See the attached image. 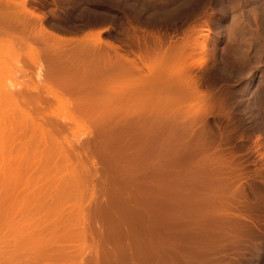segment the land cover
I'll return each mask as SVG.
<instances>
[{
    "label": "rangeland",
    "instance_id": "1",
    "mask_svg": "<svg viewBox=\"0 0 264 264\" xmlns=\"http://www.w3.org/2000/svg\"><path fill=\"white\" fill-rule=\"evenodd\" d=\"M1 1L3 2L5 0H0V3ZM3 4L4 6L0 5V7H4V12L6 11L10 13L11 11H21L22 13L21 7H19L20 9H18L15 6L13 7L12 4H10L11 6L7 5L6 3ZM27 4V6H29V9L31 8L35 11V13L44 16V24H46L50 30L53 29V31L61 35L75 38L80 37V35L82 34L85 35L88 29H102V36L103 38H105L104 40H107L116 45L118 49H121V51L119 50V52H122V54H128L130 57L132 56L134 58H137V54L139 55L144 50L143 48L150 49L154 44V41L152 42L151 40H154V37L156 36L164 39L165 44H169L166 42L175 40L181 41L182 38L188 36L190 37L191 35V41H194V43H196V46L194 45L189 51L191 53L190 59L192 58L191 60L193 62L192 75L198 82L200 94L198 96L189 95V97L187 95L186 97V94L182 96V94L184 93L181 94L178 92L179 94H177L173 92L172 95H170L171 97H173V102L171 98L169 99L170 96L168 95V93H165V91H163V88L168 81L167 73L163 71L161 72V74H159L160 77H158L154 82H151L149 84L146 83L148 87L147 85H143V87L141 86L143 90L139 88L140 90L135 89V91L133 89L135 92H133L132 90L133 93L131 94L129 92L130 95L128 96H126L128 93L124 94V96H120L118 93H116L118 94H115L117 96L116 97L113 95V92L112 95L111 93H107L111 96L106 97L102 93H100L102 96L101 98L106 99L111 97L113 98V101L120 100V104L118 102L117 104L116 101H114V103L111 98H109L115 105L110 106L106 111L104 110V108L101 110H99L98 108V112L96 110L94 113L92 112V114H90L91 112L89 113L88 111H83V113L82 111H76V109L72 107V111L75 110L74 113L81 118L79 119L81 121L80 124L82 125H78L77 123H74V121L73 123L70 121L71 124L69 123L70 125H68L70 126L68 127L69 129L66 127V129L64 130V127L62 128V130L60 129L57 132L56 130L54 131V136L57 135V138L54 137L52 133L51 136L50 134L47 135V131L45 138L44 131H42L39 127L38 128L40 130L36 128L34 129V133V130L28 128L26 125L23 126L21 125L22 123L19 125V123L22 122V119L18 117L19 115H17L18 120L14 116L12 119L14 120L15 118L16 125L14 123H3L2 126L5 127L4 130H7V127L5 125H8L9 129L14 125L15 127L18 126V128L20 126V128L25 127V130L30 129L26 130L27 133H25V137L27 136L25 141H28V145L25 144L26 148L24 147L25 149L22 150L24 153L26 152L24 156L25 158L26 155L31 152L29 155H27L26 159H28L29 161L26 162L31 163V160L34 159L32 162L33 164L31 163L32 165H34V167L32 166L33 168H30L31 166H28L29 164L26 163L27 167H29L30 170L28 169L29 171H27L26 169L25 171L26 164L24 163L25 168L24 170L22 169L21 173H25H22V177V174L18 173L20 172L18 170H21V168H23V166L18 167L20 163L19 160L21 161L23 157L22 150H20L19 152L20 154H22V156L20 157L21 159H18V161H16L17 158L15 159L13 157L17 164L15 161V163L11 162V157L14 154H11L12 156L10 157V154L7 155L8 151H0V158H2L0 159V162L4 160L3 163H6L5 165L2 162L0 163L1 174L3 168H5L4 171L6 172L10 164H12V167L9 168L13 171H15L17 167L19 168L18 170H16L17 174L16 172L9 170V172L7 171L8 173L6 172V174H4L5 172H3L4 175L2 174L1 176H3L4 178L6 175V178H4V180H6L4 183L5 185H3V189H1L2 185L0 183V193L4 191L8 200L11 199V201L14 203L16 201L20 202V209L26 207L22 211L24 214L19 210V208L15 207L16 203L14 205L15 209H10L12 210V212L18 209L16 211L17 213H15L18 215L20 213V215L24 216V219L22 218V216L18 217L20 220L16 219V222H21L22 225L20 223H16L14 220V225L11 224L13 223V221L10 223L11 225H13V229H11V226L9 228L7 226L6 228V226L1 223L3 227L5 226L4 228H6L4 231L7 230V234L9 233L12 237H9L8 235H6V233L4 234V228H0V230L2 231L0 232V240H2L0 241V250L5 253L6 251L4 249L7 248L6 250L8 251L5 254L6 256L2 251L0 252V264H12V262L17 261L18 257L14 258L16 255V250L14 249H16L17 246L13 243L16 242L15 240L17 238L19 230L20 236L22 235L21 239H25V241L29 239L31 241L30 242L29 240H27L26 243L24 240L21 241V247L24 251H21L20 253L23 254L22 258L24 259L20 260H22L24 264H43V262L44 264H51V262H53V264H63L66 262L65 260H67V263L65 264H90L92 263V260L90 262V259L95 257L93 256L94 253L96 254V260L101 258L98 261H102L101 263L104 264L106 260L107 262L110 261L111 258L109 255L112 253L111 251L109 253L104 250L103 252L105 253L106 251V255L108 254V256H105L104 253L100 254V251H102L105 245H107L106 247L109 246V249H111L112 246L115 245L114 249L112 248V251H115L114 253H112L113 255H115V258L114 256H112V254L111 256L114 260L117 257L121 258V260L119 261L120 263L117 262L119 264H121V261L122 264H144L147 259L145 261V257L143 259L142 254H140L141 256H136L135 251L137 249L138 251L136 252L140 253L139 248L142 252L143 249L145 250V248H148L149 246L150 249L148 250L150 252L146 253L148 251L146 250L144 251V254L146 255H143L149 258V264H186L187 260L188 262L194 260L196 264H205L206 261H208L206 264H238L239 262V264H264V0H28ZM18 15L20 16L21 14ZM22 16L21 19L23 18ZM32 17L33 18L31 19L35 20V16ZM20 20L17 22L19 25ZM93 23L95 25L94 29H92ZM21 25H23V23ZM202 28L204 29L202 30ZM19 30L17 29V32ZM36 41L37 40L32 42L34 46L37 48H41V43L39 41ZM146 49L144 51H146ZM139 50L141 51L140 53ZM145 54L146 53L144 52V55ZM24 56L25 55H23V57ZM21 57L22 56H20V65H13V67L15 68V71L13 70L15 75L13 74L12 78H6L8 80L10 79L15 81L25 80L28 84L32 85L34 83H39L42 85L43 81H45V79H41L39 74V72H41L40 70L42 69H38L37 65L34 62H31L30 66L26 64L27 62H23L25 65H27L24 67L22 61L25 58L22 60ZM142 62L144 61L142 60ZM44 63L42 64V66L44 67L43 71L45 69ZM20 66H22L23 68H19ZM16 69H24L26 75L23 74L24 71L22 72V70H18L16 72ZM25 69L28 70L26 71ZM144 69L146 70V67H144ZM131 76L129 74L120 75L115 80L122 79L124 83H126L129 82L130 79L134 81L137 78V76L133 75V79H129V77ZM227 77L230 79H228ZM251 78L252 82L249 83V80ZM46 80L49 81L48 78H46ZM54 82L55 80L53 79L49 81V83L51 84H53ZM159 92L160 94H158ZM18 94L19 92L17 91L16 97L20 100L21 96L20 94ZM63 95H66L70 99H72L73 97L67 92H64ZM157 95H159V99L158 97H156ZM178 95L180 96V98H178ZM90 96L93 97L92 95ZM94 96H96V94ZM99 97H96V99H100ZM163 97L164 99L161 100V98ZM50 98L54 99L52 96H50ZM155 98H157L158 101L161 100V103L158 102L159 106L163 105L166 101H171V103H165L168 108L165 105H163V108L161 106L159 108L157 107V104V106L155 105L156 107L152 110L153 105L150 103V101L154 100ZM176 98L177 100L179 99V102H175ZM163 100L166 101L163 103ZM151 102L153 103V101ZM172 102L175 104L172 105ZM54 103H56V101H54ZM1 104L2 102H0V105ZM55 105L57 106V104L53 105L52 100V106ZM146 105H149V109L146 107ZM169 105H171V107ZM132 107H134L135 110ZM24 108L26 109V107ZM7 110H9V108ZM16 110V112H18V109ZM102 110L104 113L102 112ZM26 111L35 113L36 110L29 108ZM127 111H130L133 116L130 113L128 114ZM154 111H156V113ZM44 112L45 115H50L51 117V109L48 108ZM106 112H108L107 115L109 114V112L114 114L112 115L110 113L112 116H114V119L111 118L112 120H110L112 121V123L113 120L114 122H116L115 124L113 123L114 125H112V123L109 124V118L107 121L104 120L106 122H101L104 124L108 123V125L113 126L114 130L113 128H110L108 125H106V127L108 126L110 128L111 133L115 135L117 134L116 136L114 135V137L110 133H108L110 134V137L109 135H106L107 139L106 137L105 139H109V146L108 143L104 141V137L101 136L102 138H100V140L98 139V137H100L98 136V133L103 130L99 129L98 132V127L105 128L104 124H102V127L99 123H97L99 125H97L98 127L95 124L96 121L98 122L96 115L99 113L106 114ZM7 114L8 116L10 115L9 112ZM93 114L95 115V117ZM6 115L4 117H7ZM1 117L3 118V116ZM10 117L11 115L9 116V119ZM126 117L128 119H126ZM134 118L139 119H137L136 121V119ZM4 119L5 118H3L2 121ZM129 119L132 121H130ZM133 119L135 120L136 124L133 122ZM91 121L95 125H92ZM7 122H9V120H7ZM59 122L62 123L63 121L59 120ZM127 122L129 123L127 124ZM11 124H13V126ZM129 124H131L132 127L129 126ZM115 125L116 127H114ZM78 126H80L81 128ZM117 127L120 129H122V127L124 128L122 130L117 129V132H115ZM31 130H33V132H31ZM107 131H109V129L105 130L104 132L106 133ZM118 131H120V133H118ZM55 132L58 134H56ZM104 132H102V135ZM32 135L35 138H31ZM42 136L44 137V140L42 139ZM6 137L4 136V138H1L5 140ZM25 137L23 138V140L25 139ZM40 137L43 140L42 143ZM111 137L115 139L113 140L111 139ZM169 139H171V141L174 139L176 140L170 142ZM45 140H47L48 143H46ZM90 140L91 144L89 143ZM188 140L190 142H188ZM60 141L62 142L61 144ZM99 141H101V143H98ZM34 142H37V144L39 145H35ZM58 142L59 144H57ZM85 142L86 145H84ZM181 142H183V144ZM49 143L51 145H54V147H52L56 151L58 150L59 154L58 152L54 153L55 151L54 149H52ZM79 143L81 144L79 145ZM42 144L43 146H40ZM33 145H35L36 147ZM92 145L93 147H90ZM97 145H99V147L101 145V147L97 148V151L99 152H97L98 154H95L94 150L96 149ZM16 146L12 148L16 150ZM39 146L40 148H38ZM46 146L51 148L48 149V147L46 148ZM80 146L83 151L80 150ZM1 147L3 146H0V148ZM68 147H70L73 151ZM5 148L6 146L4 145V149ZM12 148L11 150H13ZM45 148L47 150H45ZM39 149L40 152L43 151L41 152L43 153V157L39 153ZM205 150L208 151V153ZM32 151L34 152L33 154ZM64 151H67L66 155L68 154V152L69 154L67 156H64ZM13 152H15L16 154V151ZM37 152L39 154H37ZM45 152H47V154H45ZM205 153L209 154L210 156L208 155V157L206 158L204 156ZM217 153H220L219 155L223 153L224 155L221 156L222 159L220 158V162L219 160H216L218 157L215 158V155H217ZM4 154L5 156H3ZM183 154L185 155V157ZM212 154L215 159H212ZM30 155L32 156V158ZM69 155H73V159L71 156L70 159ZM15 156L18 157L17 154ZM35 156L36 158L38 157L37 160L35 159ZM6 157L7 159H9L5 161ZM24 157L23 159L25 160ZM62 157L63 159L65 158L66 161H63ZM223 157H225L226 160L229 161V163H227L225 161V158ZM13 158L12 161L14 160ZM49 158H51L52 161ZM46 159H49V161L52 162L53 166H50L51 163H49V167H45V161H47ZM77 159L78 161H76ZM67 160L75 162L72 163L71 166V163L67 162ZM34 161L37 163H34ZM38 161L40 164H44L40 165ZM56 161L58 164H56ZM53 162H55V164ZM65 165L66 168L63 169ZM77 165L78 167L80 166V168L75 167ZM39 166H41V168ZM70 166L73 167V173H71L72 169H70ZM227 166H231L230 169L234 168L233 171L229 173L228 171L230 170ZM44 168L46 169L44 170ZM48 168L50 171L44 172L48 171ZM76 168L78 169L74 170ZM219 168H227V171L225 169L226 172L223 173V169V172L221 170V173L218 171ZM39 169L41 170V172L39 171ZM62 170H65L66 172ZM55 171L57 172V174ZM77 171L78 173L74 174ZM38 172L40 176L37 175ZM64 173L66 176L64 175ZM66 173H69L70 175L68 174L69 176H67ZM34 174H36V177L34 176ZM52 174H56L58 176V179L60 180H58L56 178L57 176L55 175L54 179ZM9 175L12 177V179H10ZM19 175L21 176L18 177ZM60 175H63V177L61 178ZM14 176L16 177V179ZM64 176L69 178L71 181L67 178L64 179ZM17 177L19 180L17 179ZM45 179H47V181L49 180V182L43 183L47 182ZM62 179L63 181H68L64 182L63 184ZM4 180H0V182L3 183ZM12 180L14 181V183L16 182V184H14ZM21 180L22 185H24L26 182V188L25 185L21 186ZM27 181L29 182L28 184ZM53 181L56 182L55 187H53L55 183ZM8 183L11 186L9 185L10 187L8 186L7 188H5ZM51 183L53 185H51ZM19 184L20 187H17V185L19 186ZM48 185H51L52 188H50L49 186L46 191ZM12 186L13 188H11ZM14 186L17 188L15 189ZM8 188L9 190H11V192L8 190ZM36 188L40 189H37L36 191ZM41 188L42 190H45L47 194L45 191H42ZM12 189L15 191H13ZM54 190L56 192H59V196L55 193L51 194V192H55ZM49 191L50 193L48 194ZM61 191L63 194L60 193ZM19 192L20 194H18ZM43 193L44 195L46 194L47 197L46 195L44 196ZM64 193L66 194L64 195ZM11 194H14L15 197ZM31 194L33 195L30 196ZM17 195L20 196L17 197ZM37 195L39 199H37ZM51 195H53L52 198ZM54 195H57L60 200L56 198L57 196L54 197ZM20 197L21 200L19 201ZM25 198H27L29 201H26L27 199L24 200ZM12 199L18 200L13 201ZM63 199L65 201H63ZM50 200H52L53 202L51 201L50 203ZM42 201L44 203L47 202L46 204H42V206L46 205L45 207H40L41 204L39 203H42ZM66 201H68V203ZM17 204L19 207L20 204ZM31 204L33 205L31 206ZM55 205H57L56 207L58 208V210ZM44 208L47 210H45ZM64 209L66 210V212H68V215L70 214V219L69 216L66 215L64 219L65 221L63 220V215L66 214ZM43 210H45L46 212L48 211L50 215L44 211L46 213L45 215ZM35 212L38 214H36ZM55 212H57L58 214L56 213V215ZM42 214L44 217L41 216ZM51 214L53 216H51ZM35 215L37 219L34 218ZM40 216L43 217L41 222H39L41 219ZM45 216L46 221L44 220ZM31 217H33V219H35L34 221H37V223L39 224V226L34 225L35 229L32 227L33 219ZM58 218H61L62 220H59ZM47 220L49 221V223H47L49 225L45 224L46 222H48ZM51 223L53 225H51ZM15 225L18 228H16ZM61 225L62 229L60 227ZM202 225H204V228H202ZM36 226L38 227V230H36ZM47 226H50L49 229ZM63 226L68 230L63 229ZM205 226H209V228H205ZM25 228L29 230L27 231ZM70 228H72L73 230ZM22 229H24V232ZM10 230L12 231L10 232ZM47 230H51L50 233ZM60 230L62 231L60 232ZM21 231L23 234H21ZM25 233H27L28 235H25ZM36 233L37 236L35 235ZM45 233H48V235H46ZM204 233L205 235H203ZM209 233L212 234L208 236ZM13 234L16 235L14 236ZM54 234L56 235V237ZM43 235H45V238L43 237ZM212 235L215 238L217 236V238L215 239ZM206 236L209 238L212 237L210 240L212 244L207 241L208 245L209 243L211 246H215L216 244L221 245H217L218 248H212L210 246V249L207 243H204L203 241L209 239ZM1 237H4L5 239H1ZM60 237H62L63 241L64 239L67 241L68 238H70L71 240L69 239L67 242L56 241L60 240ZM6 238L7 240L11 239V241L8 242ZM33 238L34 240H32ZM214 239L217 242L213 243ZM3 240H6L4 244ZM28 241L30 244L28 243ZM38 241H40V243ZM52 241H55V244ZM99 241L101 244L99 243ZM106 241L107 244L104 243ZM110 241H113V243L110 244ZM129 241L131 244L134 243L133 246L130 244V246H132V249L135 250L134 253H132L133 251L131 247H128L127 249V246L129 245L125 246L127 244L126 242ZM191 241L194 242L196 246ZM11 242H13L12 245ZM123 242H125L124 245ZM141 242L143 244L144 242L150 243H146L147 245L144 244L143 247ZM176 242L178 244H176ZM6 243L7 245L9 244L8 247L7 245H5ZM45 243L46 245H43ZM51 244L53 246H51ZM14 245L16 247H14ZM56 245L59 247L62 246L60 247L61 250H58V247H56ZM97 245H103L102 249L101 247H99L100 251L98 249V252H96ZM135 245L138 247H136ZM182 246H184V248H182ZM27 247H29L30 249ZM46 247L52 250L50 251L52 254L48 249H46ZM115 247L117 249H115ZM25 248H27L28 250H26ZM93 248L96 249L93 250ZM123 248H126L127 251L125 249L123 250ZM151 248L153 249L151 250ZM9 249L11 250V252L13 251L12 253H14L15 255L11 254ZM41 249H43V251ZM68 249H70L69 251L71 253L74 251L72 255L68 251ZM30 250L34 253L35 256L33 255V253H31ZM39 250L42 253H40ZM63 251L66 255H64ZM123 251H129V254L124 256L123 254L125 253H123ZM160 251L163 253L167 252L170 256L167 253H164L165 255H167L165 256ZM76 252L78 253V255L76 254L77 256L75 255ZM9 253L10 256L13 255L14 257H8L7 255H9ZM48 253L51 255H49ZM130 253L132 257H134L135 255V257L131 260V257H129ZM53 254L56 257H54ZM59 254L63 256H59ZM79 254H83V256H79ZM24 256H26L27 258H25ZM66 256H68L69 258ZM207 256L208 258L206 259ZM4 257H8L7 262L6 258ZM37 257L40 258V261ZM106 257L108 258L106 259ZM125 257L127 258V260ZM60 258H63L64 262L61 261ZM55 259L58 261H56ZM77 259L78 262L76 261ZM24 260L26 261V263L24 262ZM114 260L112 262L110 261L111 263H109L117 264L115 261H117L118 259H116L115 261ZM128 260H130L131 263H129ZM18 261L16 262L17 264H22L18 263ZM93 261V263L95 264V259ZM210 261L213 263H211ZM189 264H191V262Z\"/></svg>",
    "mask_w": 264,
    "mask_h": 264
},
{
    "label": "bare ground",
    "instance_id": "2",
    "mask_svg": "<svg viewBox=\"0 0 264 264\" xmlns=\"http://www.w3.org/2000/svg\"><path fill=\"white\" fill-rule=\"evenodd\" d=\"M27 1L28 0H5V1H1V3L3 4V3H6L7 5H9V6H11L10 4H12V6L14 7H17L18 9H20L19 7H21V9H22V13H21V11L19 12H10V13H8V12H4L3 10H4V7H0V99H1V101L0 102H2V104L0 105L1 107H0V120L2 121V119L3 118H5L2 122H1V125H0V127L3 125V123H5V124H8V123H14L15 125H16V120H15V118H14V120H12L13 119V116L14 117H16L17 118V115H19L18 117H20L21 119H22V122H20L19 123V125L21 124V125H26L28 128H30V129H36V128H41V130L42 131H44V133H45V138H46V131H47V135H49L50 134V136H51V133L53 134V136H54V131L56 130V132L57 131H59L60 129L62 130V128H64V130L66 129V127L68 128V127H70V126H68V125H70L71 124V122L73 123V121H74V123H77L78 125L80 124V117H78L75 113H74V111H72V107L74 108V109H76V111H82V113H83V111L84 112H86V111H88L90 114H92V112L94 113L96 110H97V112L99 111V110H101V109H103L104 108V110L106 111L110 106H112V105H115V104H113V102L114 101H116V100H112L113 98H111V97H109V98H111V100L113 101H111L109 98H101L102 96H101V94L100 93H102L104 96H111L112 95V93L114 92V96H116V95H120V96H124V94H127L126 96H128V95H130V93L132 94L133 92H135L136 90H140V89H142L141 88V86L143 87V85H147L146 83H151V82H154L158 77H160V75L159 74H161V72H163V71H165L166 73H167V76H168V81L166 82V84H165V86H164V88H163V91H165V93H168V95L170 96V95H172V93L173 92H175V93H177V94H179V93H184V94H182V96L183 95H185L186 97H187V95H188V97H189V95H196V96H198L199 94H200V90H199V85H198V82H197V80L194 78V76L192 75V68H193V62H192V58L190 59V55H191V53L189 52L190 51V49L195 45L196 46V43H194V41H191V35H190V37L188 36V37H184V38H182V40L181 41H179V40H175V41H168V42H166V43H169V44H165L164 43V39H161L160 37H154V40H151L152 42L154 41V44H153V46L149 49V48H143L144 50L146 49V51H140L139 50V55L137 54V58H134V57H130L128 54H122V52H119V50L121 51V49H118V47L116 46V45H114L113 43H111V42H109V41H107V40H104L105 38H103V36H102V29L101 30H89L88 29V31L85 33V35H80V37H75V38H73V37H66V36H64V35H61V34H59V33H57V32H55V31H53V29L52 30H50L48 27H47V25L46 24H44V22L45 21H43V18H44V16H42L41 14L39 15V14H37V13H35V11L34 10H32L31 8L29 9V6H27L28 4H27ZM0 3V5L1 6H4V4L2 5ZM16 4V5H15ZM19 5V6H18ZM14 9V8H13ZM17 9V10H18ZM2 10V11H1ZM18 14H21L20 16L18 15ZM23 15V16H22ZM21 16L23 17L22 19H21ZM32 16H35V20L34 19H31V18H33ZM76 16V15H75ZM90 17V16H89ZM103 17V16H102ZM69 18V17H68ZM88 18V17H87ZM91 18V17H90ZM22 20V22H21V20ZM71 19V18H70ZM73 19V18H72ZM20 20V25L17 23L18 21ZM34 20V21H33ZM104 20V19H103ZM32 21V22H31ZM99 21V20H98ZM17 23V24H16ZM23 23V25H21ZM101 23V22H100ZM73 24V23H72ZM17 25H18V27H17ZM22 28H20V27ZM23 26V27H22ZM91 26V25H90ZM92 26H93V28L92 29H94V23L92 24ZM99 27V26H98ZM91 28V27H90ZM17 29L19 30H22V31H18L17 32ZM204 28H202V30H203ZM194 31V30H193ZM196 31V30H195ZM21 32V33H20ZM134 32H135V30H134ZM202 32V31H201ZM134 35H136V34H134ZM140 35V34H139ZM194 35V34H193ZM187 36V35H186ZM136 37V36H135ZM139 37V36H138ZM145 37V36H144ZM152 37V36H151ZM147 38V37H146ZM149 38V37H148ZM35 40H37V41H39L40 43H41V48H37V47H35L34 46V44L32 43L33 41H35ZM137 40V39H136ZM142 40V39H141ZM140 40V41H141ZM146 40V39H145ZM36 41V42H37ZM148 41V40H147ZM149 41H150V39H149ZM36 42H34V43H36ZM146 42V41H145ZM151 43V42H150ZM139 44V43H138ZM140 46V45H139ZM149 46H150V44H149ZM144 47H145V45H144ZM144 52L146 53L145 55H144ZM23 55H25L24 57H23ZM136 55V54H135ZM20 56H22L21 58H22V63L23 62H27L26 64H28V66H30V64H31V62H34L36 65H37V68L38 69H42V70H40L41 72H39V74H40V77H41V79L43 78V79H45V81H43V83H42V85L41 84H39V83H34L33 85L32 84H28L25 80H22V81H20V80H18V81H15V80H8L6 77H10V78H12V76H13V74H14V71H15V68L13 67V65H17V66H19L20 65ZM139 58V59H138ZM138 59V60H137ZM142 60L144 61V62H142ZM29 62V63H28ZM45 62V63H44ZM45 64V69H44V71H43V66H42V64ZM143 64V65H142ZM23 65H24V67L25 66H27V65H25L24 63H23ZM22 66H20L19 68H21ZM144 67H146V70L144 69ZM14 68V69H13ZM23 68V67H22ZM225 68H227V67H225ZM148 69V70H147ZM14 70V71H13ZM18 70H22V69H16V72L18 71ZM26 70V69H25ZM28 70V69H27ZM26 70V71H27ZM24 71V69L22 70V72ZM230 71V70H229ZM15 72V73H16ZM44 72V73H43ZM222 72V71H221ZM27 73V72H26ZM18 74V73H17ZM23 74H25V71H24V73ZM22 74V75H23ZM134 75V76H137V80L135 79L134 81H136V82H134V81H132L130 78H132L133 79V77L131 76V77H129V79L131 80H129V82H126V83H124V81L121 79H119V80H115V79H117L120 75ZM230 74V73H229ZM15 75V74H14ZM26 75V74H25ZM223 75V74H222ZM24 76V75H23ZM229 76V75H228ZM3 77H5V78H3ZM17 77V76H16ZM39 77V78H40ZM230 77V76H229ZM251 77V76H250ZM46 78H48L49 79V81H51L52 79L53 80H55V82L53 83V84H51V83H49V81L48 80H46ZM228 78V77H227ZM228 79H230V78H228ZM247 80H249V79H247ZM48 81V82H47ZM120 81V82H119ZM122 82H123V84H122ZM252 82V78L249 80V83H251ZM118 83V84H117ZM119 85V86H118ZM145 87V86H144ZM147 87H148V85H147ZM138 88V89H137ZM140 88V89H139ZM135 91H134V90ZM132 90H133V92H132ZM143 90V89H142ZM154 90H155V88H154ZM19 92V94H20V96H21V98H20V100H19V98H17L16 97V92ZM177 91V92H176ZM64 92H67V93H69V94H71V96H73L72 97V99H70V98H68L66 95H63L64 94ZM130 92V93H129ZM179 92V93H178ZM61 93V94H60ZM107 93H111V95L109 94H107ZM116 93H118V94H116ZM155 93H157V92H155ZM154 93V94H155ZM174 93V94H175ZM18 94V95H19ZM96 94V96H94V95ZM100 94V95H99ZM106 94V95H105ZM116 94V95H115ZM158 94H160V92L158 93ZM180 94V95H181ZM90 95H92L93 97H91ZM100 97H99V96ZM156 95V94H155ZM176 95V94H175ZM20 96H18V97H20ZM50 96H52L54 99H51L50 98ZM90 96V97H89ZM103 96V97H104ZM177 96V95H176ZM196 96H194V97H196ZM96 97L98 98H100V99H96ZM117 97V96H116ZM151 97V96H150ZM156 97H158V99L160 98L159 97V95H157ZM185 97V98H186ZM126 98V97H125ZM152 98H154V97H152ZM151 98V99H152ZM167 98V97H166ZM171 98V100L174 102V100H173V97H169V99ZM178 98H180V96L178 95ZM51 99V100H50ZM92 99V100H91ZM158 99L157 98H155L154 100H151V101H153V103L150 101V103L153 105L152 106V110L157 106V104H158V102L159 103H161V100L162 99H164V97L163 98H161V100L160 101H158ZM168 99V100H169ZM175 99V98H174ZM188 99V98H187ZM52 100H53V105L54 104H57V106L55 105V106H52ZM167 100V99H166ZM165 100V101H166ZM179 100V99H178ZM177 100V98H176V100H175V102H179ZM184 100V99H183ZM186 100V99H185ZM189 100V99H188ZM54 101H56V103H54ZM122 101V100H121ZM164 100L162 101L163 103L165 102ZM182 101V100H181ZM180 101V102H181ZM187 101V100H186ZM5 104H4V103ZM119 103L120 102V100L119 101H116V103ZM124 102H125V100H124ZM166 102H168V104L169 103H171V101H166ZM165 102V103H166ZM172 102V105L173 104H175V103H173ZM115 103V102H114ZM117 103V104H118ZM148 103V102H147ZM163 104V105H165L166 107H167V105L166 104ZM120 104V103H119ZM150 104V105H151ZM178 104V103H177ZM3 105V106H2ZM50 105V106H49ZM156 105V106H155ZM163 105H160L162 108H163ZM48 106V107H47ZM121 106H124V105H121ZM160 106H159V104H158V106L157 107H159L160 108ZM164 106V107H165ZM170 107H171V105H169ZM179 106H180V103H179ZM13 107V108H12ZM24 107H26V109L24 108ZM32 108V109H35L36 111H35V113H37V112H39V113H37V114H35L33 111V113H31V112H29V111H26V110H28L29 108ZM71 107V108H70ZM119 107V106H118ZM127 107V106H126ZM138 107V106H137ZM146 107L149 109V105L147 106L146 105ZM4 108V109H3ZM9 108V110H7V109ZM28 108V109H27ZM51 109V117H50V115L48 116V115H45L44 113V111H46V109ZM53 108H54V110H53ZM98 108H99V110H98ZM123 108V107H122ZM133 109H134V107H132ZM139 108V107H138ZM138 108H136V109H138ZM141 108V107H140ZM168 108V107H167ZM14 109L15 110V112H14V110L12 111V110ZM16 109H18V112H16L17 110ZM21 111H20V110ZM23 109V110H22ZM25 109V110H24ZM116 109V108H115ZM169 109H171V108H169ZM172 109H173V107H172ZM132 110V109H131ZM135 110V109H134ZM150 110H151V108H150ZM10 113V115H11V117H10V119H9V116H8V112ZM20 111V112H19ZM109 111V110H108ZM157 111V110H156ZM156 111H154L155 113H156ZM176 111H177V109H176ZM2 112V113H1ZM5 112V113H4ZM102 112H103V110H102ZM101 112V113H102ZM128 112V111H127ZM175 112V111H174ZM4 113V114H3ZM101 113H99V114H97L96 115V113H95V115H96V117H97V119H98V122L96 121L95 122V124H96V126L98 125L97 123H99L100 124V126L102 127V124H104V123H101V122H103L104 120H108V118H109V120H108V122L110 121V123L109 124H111L112 123V119L111 118H113L114 119V116H112V115H114V114H112L111 112H109V114H110V116H109V114L107 115V113L108 112H106V114H101ZM104 113V112H103ZM131 114V112L129 111L128 112V114ZM133 113V112H132ZM7 114V115H6ZM128 114H126V115H128ZM135 114V113H134ZM138 114V113H137ZM141 114V113H140ZM7 116V117H4V116ZM94 115V114H93ZM95 115H94V117H95ZM132 115V114H131ZM171 115V114H170ZM1 116H3V118L1 117ZM48 116V117H47ZM109 116V117H108ZM130 116V115H129ZM128 116V117H129ZM133 116V115H132ZM135 116H137V115H135ZM91 117V116H90ZM90 117H87V118H90ZM93 117V116H92ZM121 117V116H120ZM139 117V116H138ZM173 117V116H172ZM80 118V119H79ZM133 118V117H132ZM9 120V122H7V120ZM20 119V120H21ZM62 120L63 122L62 123H60L59 122V120ZM111 119V120H110ZM126 119H128L127 117H126ZM134 119H136V118H134ZM133 119V120H134ZM137 119H139V118H137ZM137 119H136V121H137ZM17 120H18V118H17ZM19 120V121H20ZM130 120V119H129ZM128 120V121H129ZM14 121V122H13ZM71 121V122H70ZM106 121H104V122H106ZM130 121H132V120H130ZM68 122V123H67ZM90 122V121H89ZM123 122V121H122ZM135 124H136V122H135V120L133 121ZM70 123V124H69ZM91 123H92V125H95V124H93V122L91 121ZM90 123V124H91ZM113 123L115 124L116 122H114V120H113ZM112 123V125H114ZM129 122H127V124H128ZM131 123V122H130ZM4 124V125H5ZM18 124V123H17ZM133 124V123H132ZM12 126H13V124H11ZM15 125L13 126V127H10V129L8 128V125H5L6 127H7V130H4V128L5 127H1V129H0V138L2 137V138H4V136L6 137L5 138V140H3L2 138L0 139L1 140V142H0V146H3V147H1L2 148V150H1V148H0V151L2 152L3 150L4 151H8L6 154L7 155H9L10 157L12 156L11 154H14L12 157H11V162L13 163L14 161H15V159H16V161H18V159H21L20 157L22 156V154H23V157L25 156V154H26V152L24 153L23 152V150L26 148L25 147V144H27L28 145V141H25L26 140V138H27V136L25 137V133H27V131L26 130H30V129H26L25 130V127H23V128H18V126H16L15 127ZM80 125H82V124H80ZM106 125H108V123L107 124H104V126H105V128H99L98 126V132H99V129L101 130V129H103V130H101L102 132H104L105 130H108L109 129V131H107L106 133L104 132L103 133V135H102V132L100 131L98 134V136H100V137H98V139L100 140V138H102V137H104V139H105V137H106V135H109V137H110V134H112L113 135V137H114V135L115 134H113V133H111L110 132V128H113V126H110V125H108L107 127H106ZM117 125V124H116ZM116 125L114 126V127H116ZM138 125V124H137ZM125 126H127V125H125ZM129 126H131L132 127V125L131 124H129ZM135 126V125H134ZM133 126V127H134ZM78 127H80V126H78ZM96 127V128H97ZM38 128V130H40ZM81 128V127H80ZM83 128V127H82ZM95 128V127H94ZM124 127H122V129H123ZM69 129V128H68ZM75 129H77V128H75ZM117 129H120V128H116V131L115 132H117ZM122 129H120V130H122ZM131 129V128H130ZM129 129V130H130ZM3 130V131H2ZM33 130H31V132H33ZM113 130H114V128H113ZM113 130H112V132H113ZM125 130V129H124ZM6 133H5V132ZM53 131V132H52ZM1 132H2V134H1ZM55 132V133H56ZM127 132V131H126ZM4 133V134H3ZM7 133H8V135H7ZM34 133H35V130H34ZM38 133V132H37ZM61 133V132H60ZM108 133H110V134H108ZM118 133H120V131H118ZM123 133V132H122ZM56 134H58V133H56ZM101 134V135H100ZM104 134H105V136H104ZM2 135V136H1ZM27 135V134H26ZM31 135V134H30ZM95 135H97V134H95ZM117 135V134H116ZM115 135V136H116ZM37 136V135H36ZM41 136V135H40ZM52 136V137H53ZM57 136V135H56ZM56 136H54V137H56ZM102 136V137H101ZM25 137V139L23 140V138ZM28 137H29V135H28ZM33 137V135L31 136V138ZM95 137V136H94ZM30 138V139H31ZM33 138H35V137H33ZM39 138V137H38ZM44 137L42 136V139H43ZM57 138V137H56ZM55 138V139H56ZM40 139H41V137H40ZM41 139V140H42ZM88 139V138H87ZM103 139V140H104ZM106 139H107V137H106ZM104 140V141H106V143H108V146H109V139L108 140ZM111 139H113L112 137H111ZM115 139V138H114ZM113 139V140H114ZM172 139H173V137H172ZM179 139V138H178ZM192 139V138H191ZM44 140V139H43ZM43 140L41 141V143L43 142ZM47 140H48V137H47ZM47 140H45L46 141V143H48L47 142ZM89 140V139H88ZM97 140V139H96ZM102 140V139H101ZM170 140V142H172V141H174V140H176V139H174V140H172L171 141V139H169ZM180 140V139H179ZM24 141H25V143H24ZM30 141V140H29ZM36 141V140H35ZM40 141V140H39ZM44 141V142H45ZM50 141V140H49ZM82 141V140H81ZM94 141V140H93ZM181 141V140H180ZM16 142V143H15ZM18 142V143H17ZM53 142V141H52ZM57 142V141H56ZM56 142H55V144H56ZM65 142V141H64ZM80 142V141H79ZM111 142H113V141H111ZM169 142V143H170ZM184 142V141H183ZM183 142H181L182 144H183ZM187 142V141H186ZM188 142H190L189 140H188ZM200 142V141H199ZM31 143V142H30ZM33 143V142H32ZM35 143V142H34ZM51 143V142H50ZM49 143V144H50ZM62 142L60 141V144H61ZM66 143V142H65ZM72 143V142H71ZM70 143V144H71ZM74 143V142H73ZM82 143V142H81ZM81 143H79V145L81 144ZM88 143V142H87ZM90 144H91V140H90V142H89ZM98 143H101V141H99ZM195 143V142H194ZM37 144V142L35 143V145ZM57 144H59V142L57 143ZM75 144V143H74ZM92 144H93V142H92ZM172 144V143H171ZM196 144H197V142H196ZM206 144V143H205ZM4 145L6 146V150L4 149ZM16 145H18V146H16L17 147V149L16 150H14L13 148L15 147ZM26 145V146H27ZM31 145V144H30ZM35 145H33V146H35ZM39 144H37V146H38ZM46 145V144H45ZM51 145V144H50ZM50 145H48V146H50ZM67 145V144H66ZM76 145V144H75ZM84 145H86V142H85V144ZM185 145V144H184ZM40 146H43V144L42 145H40ZM40 146L38 147V148H40ZM48 146H46V148L48 147ZM54 147V145H51V147ZM62 146H64V145H62ZM69 146V145H68ZM13 147V148H12ZM25 147V148H24ZM29 147V146H28ZM28 147H27V149H28ZM36 147V146H35ZM50 147V148H51ZM52 147V149H54ZM76 147H78V146H76ZM84 147V146H83ZM90 147H93V145L92 146H90ZM96 147V146H95ZM99 147V145H97V147H96V149L94 150V152H95V154H98L97 152H99V151H97V148ZM100 147H101V145H100ZM99 147V148H100ZM192 147H194V146H192ZM11 148L13 149V150H11ZM30 148V147H29ZM32 148V147H31ZM34 148V147H33ZM44 148V147H43ZM45 148V150H47ZM49 147H48V149H50ZM60 148H61V146H60ZM65 148H67V147H65ZM68 148H70V147H68ZM79 148H81V146L79 147ZM86 148V147H85ZM84 148V149H85ZM199 148V147H198ZM23 149V150H22ZM71 149V148H70ZM75 149V148H74ZM77 149V148H76ZM94 149V148H93ZM93 149H92V152H93ZM102 149H103V147H102ZM20 150H22V154H20L19 152H20ZM41 150H42V148H41ZM65 150V149H64ZM72 150V149H71ZM71 150H70V152H71ZM80 150H82V148L80 149ZM99 150V149H98ZM13 151H16V154H17V156L19 157H16L15 155V152H13ZM18 151V152H17ZM39 151V153L41 154V156L43 157V153H41V152H43V151H41L40 152V149L38 150ZM55 151V152H54ZM54 153H56V152H58V150L56 151L55 149H54ZM73 151V150H72ZM83 151V150H82ZM206 151V150H205ZM204 151V152H205ZM52 152V153H53ZM65 152V151H64ZM67 152V151H66ZM66 152H65V155H64V153H63V155L64 156H67L68 154H69V152H68V154L66 155ZM90 152V151H89ZM100 152H101V150H100ZM207 153H208V151H206ZM29 153V152H28ZM31 153V152H30ZM29 153V154H30ZM34 152L32 151V154H33ZM38 152H37V154H39ZM53 153V154H54ZM207 153H205L204 154V156L207 158L208 157V155L209 154H207ZM221 153V152H220ZM219 153V154H220ZM20 154V155H19ZM29 154H27V155H29ZM35 154H36V152H35ZM45 154H47V152H45ZM58 154H59V152H58ZM73 154V153H72ZM83 154H84V152H83ZM173 154V153H172ZM177 154V153H176ZM182 154V153H181ZM211 154V153H210ZM216 154V153H215ZM218 153H217V155H215V158L216 157H218L216 160H219V162H220V160L222 159V157L221 156H224L223 155V153L221 154V155H219ZM1 155H2V153H1ZM27 155H26V158H27ZM49 155V154H48ZM47 155V156H48ZM75 155H76V153H75ZM184 155V154H183ZM220 157H219V156ZM3 156H5V154L3 155ZM31 156V155H30ZM38 156H40V155H38ZM45 156V155H44ZM50 156V155H49ZM70 156L72 157V159H73V155H69V158H70ZM91 156V155H90ZM177 156V155H176ZM175 156V157H176ZM210 156V155H209ZM1 157V156H0ZM8 157V156H7ZM7 157H6V159H5V161L6 160H8L7 159ZM15 159H14V158ZM23 157H22V159H23ZM52 157V156H51ZM75 157H77V156H75ZM85 157H86V155H85ZM178 157H179V155H178ZM184 157H185V155H184ZM187 157V156H186ZM193 157V156H192ZM211 157H212V159L214 158L213 157V154L211 155ZM211 157H209V158H211ZM226 157V156H225ZM225 157H223V158H225ZM5 158V157H4ZM12 158L14 159L13 161H12ZM25 158V157H24ZM25 158V160L23 159V161H22V159H21V161L19 160V165H18V167H22L23 166V168H21V170L17 167V169H15V171H13L12 169H10L9 167H12V164H10V166L8 167V169H7V171L9 170V171H13V172H16V174H17V171L16 170H18V171H20V172H18V173H21V171H22V169L24 170V165L26 164V163H28L29 165L28 166H31L30 168H33L34 167V165H32L33 163V160H31L32 162V164L30 163V162H26V161H29L28 159H26ZM30 158V157H29ZM31 158H32V156H31ZM34 158V157H33ZM38 158V157H37ZM37 158H36V156H35V159L37 160ZM53 158H54V156H53ZM56 158V157H55ZM60 158V157H59ZM67 158V157H66ZM69 158H68V160H69ZM80 158V157H79ZM205 158V159H206ZM214 158V159H215ZM221 158V159H220ZM0 159H2V158H0ZM41 159V158H40ZM51 161H52V159L51 158H49ZM49 159H46L47 161H45V167H47L48 165H49V163H51L52 164V162H50L49 161ZM65 159V158H64ZM63 159V157H62V160L63 161H66V159L64 160ZM71 159V158H70ZM75 159V158H74ZM86 159H87V157H86ZM35 160V161H36ZM54 160V159H53ZM67 160V162H70L71 163V166H72V163H74L75 161H68ZM80 160V159H79ZM82 160V159H81ZM83 160H85V159H83ZM215 160V161H216ZM224 160V159H223ZM4 161V160H3ZM3 161H1L2 163H3ZM15 161V162H16ZM25 161V162H24ZM34 161V163H37V162H35ZM76 161H78V159L76 160ZM87 161V160H86ZM211 161V160H210ZM225 161L227 162V163H229V161H227L226 160V158H225ZM0 162V163H1ZM14 162V163H15ZM46 162H47V165H46ZM214 162V161H213ZM25 163V164H24ZM38 163H39V161H38ZM43 163V162H42ZM54 164H55V162H53ZM61 163H63V162H61ZM77 163H79V162H77ZM4 165L6 164V163H3ZM8 164V163H7ZM16 164H17V162H16ZM15 164V165H16ZM21 164H23V165H21ZM31 164V165H30ZM40 164V163H39ZM44 164V163H43ZM43 164H40V165H43ZM50 164V166H53V164L51 165ZM56 164H58L57 163V161H56ZM80 164H81V162H80ZM219 164V163H218ZM221 164V163H220ZM3 165V166H4ZM63 165V164H62ZM70 165V164H69ZM87 165V164H86ZM227 165V164H226ZM13 166H14V164H13ZM33 166V167H32ZM37 166V165H36ZM57 166V165H56ZM70 166V167H71ZM40 168H41V166H39ZM49 167V166H48ZM62 167V166H61ZM68 167V166H67ZM75 167H78V165L77 166H75ZM74 167V168H75ZM82 167V166H81ZM222 167H224V166H222ZM228 167V166H227ZM1 168V167H0ZM3 168V167H2ZM58 168V167H57ZM64 168H66V165H65V167H63V169ZM78 168H80V166L78 167ZM78 168H76V169H74V170H77ZM84 168V167H83ZM231 168V166L230 167H228V169L230 170V171H228L229 173L230 172H232L233 171V169H230ZM4 169L5 168H3V170H2V174H3V172H5L4 171ZM26 169H27V171H29L30 169H29V167H27V164H26V168H25V171H26ZM29 169V170H28ZM36 169V168H35ZM46 168H44V170H45ZM60 169V168H59ZM70 169H72V171H71V173H73L74 171H73V167H71ZM69 169V170H70ZM220 169V170H219ZM218 169V171L219 172H221V170H222V172H223V169H224V172L223 173H225L226 171H227V168H219ZM225 169H226V171H225ZM84 170V169H83ZM6 171V172H7ZM8 171V172H9ZM39 171L41 172V170L39 169ZM50 170H49V168H48V171H44V172H49ZM57 171V170H56ZM55 171V172H56ZM59 171V170H58ZM62 171H65V170H62ZM1 172V171H0ZM6 172L4 173V174H6ZM7 172V173H8ZM43 172V171H42ZM66 172V171H65ZM221 172V173H222ZM22 173H25V172H22ZM21 173V174H22ZM27 173V172H26ZM54 173V172H53ZM61 173H63V172H61ZM60 173V174H61ZM76 173H78V171L77 172H75L74 174H76ZM1 173H0V180H4V178H6V175H5V177L3 178V176H1L2 175ZM3 174V175H4ZM10 174V173H9ZM12 174V173H11ZM30 174V173H29ZM33 174V173H32ZM46 174V173H45ZM56 174H57V172H56ZM56 174H54L55 176H57ZM67 174V176H69L70 174L69 173H66ZM69 174V175H68ZM73 174V175H74ZM31 175V174H30ZM30 175H28V176H30ZM38 176H40L39 175V172H38V174H37ZM47 175V174H46ZM53 175V174H52ZM54 175H53V177H54ZM59 175V174H58ZM64 175H65V173H64ZM10 176V175H9ZM21 175H19L18 177H20ZM26 176H27V174H26ZM34 176L36 177V174H34ZM43 176H44V174H43ZM61 176V175H60ZM66 176V175H65ZM64 176V179L65 178H67V177H65ZM8 177V176H7ZM15 177V176H14ZM18 177H17V179H18ZM22 177H23V174H22ZM63 177V175L61 176V178ZM25 178V177H24ZM52 178V177H51ZM57 179H58V176L56 177ZM10 179H12V177L10 176ZM9 179V180H10ZM15 179H16V177H15ZM23 179V178H22ZM27 179H28V177H27ZM31 179V178H30ZM35 179V178H34ZM33 179V180H34ZM48 179H49V177H48ZM54 179H55V177H54ZM67 179H69V178H67ZM72 179V178H71ZM6 180V179H5ZM5 180H4V182L2 183V182H0L1 183V189H3V185H5L4 183H5ZM19 180V179H18ZM26 180V179H25ZM24 180V181H25ZM46 181H47V179H45ZM52 180V179H51ZM58 180H60V179H58ZM70 180V179H69ZM8 181V180H7ZM13 181V180H12ZM12 181H10V182H12ZM29 181V180H28ZM27 181V184L29 183ZM36 181V180H35ZM56 181V180H55ZM55 181H53V182H55ZM62 181H63V179H62ZM68 181V180H67ZM67 181H63V184H64V182H67ZM71 181V180H70ZM22 182V180L20 181V183ZM34 182V181H33ZM40 182V181H39ZM49 182V180L47 181V182H43V183H48ZM61 182V181H60ZM60 182H59V184H60ZM13 183H14V181H13ZM58 183V182H57ZM14 184H16V182L14 183ZM23 184H24V182H23ZM25 184H26V182H25ZM24 184V185H25ZM31 184V183H30ZM37 184H38V181H37ZM71 184H72V182H71ZM10 184L8 183V185L5 187V188H7L8 186H9ZM24 185H22V183H21V186H24ZM47 185V184H46ZM51 185H53L52 183H51ZM51 185H48L47 186V188H46V191H47V189H48V187L50 186V188H52L51 187ZM55 185H56V182L54 183V186L53 187H55ZM61 185H62V183H61ZM11 186V185H10ZM9 186V187H10ZM38 186V185H37ZM58 186V185H57ZM56 186V187H57ZM15 187V186H14ZM17 187H20V184H19V186L17 185ZM17 187H15V189L17 188ZM33 187V186H32ZM36 187V186H35ZM41 187H43V186H41ZM4 188V189H5ZM11 188H13V186L11 187ZM23 188V187H22ZM25 188H26V185H25ZM49 188V189H50ZM60 188V187H59ZM62 188H63V186H62ZM19 189H21V188H19ZM34 189V188H33ZM37 189H40V188H36V191H37ZM8 190H9V188H8ZM13 190V189H12ZM24 190V189H23ZM41 190H42V188H41ZM53 190V189H52ZM2 191V190H1ZM10 192H11V190H9ZM13 191H15V190H13ZM42 191H45V190H42ZM45 191V192H46ZM55 191V190H54ZM18 192V191H17ZM26 192V191H25ZM39 192V191H38ZM44 192V193H45ZM6 193H8V192H6ZM14 193V192H13ZM29 193V192H28ZM33 193V192H32ZM42 193V192H41ZM44 193H43V195H44ZM50 193V191L48 192V194ZM53 193H55V194H58L59 192H51V194H53ZM60 193H62V191L60 192ZM18 194H20V192L18 193ZM21 194H22V192H21ZM27 194V193H26ZM30 194V193H29ZM35 194H36V192H35ZM46 194H47V192H46ZM45 194V195H46ZM63 194V193H62ZM66 193H64V195H65ZM12 195V194H11ZM14 195V194H13ZM12 195V196H13ZM23 195V194H22ZM28 195V194H27ZM33 194H31L30 196H32ZM44 195V196H45ZM63 195V196H64ZM7 196H9V195H7ZM11 196V197H12ZM20 195H17V197H19ZM30 196H28V197H30ZM44 196H42V197H44ZM52 196L53 195H51V198H52ZM55 196H57V195H54V197ZM58 196H59V194H58ZM58 196L56 197L57 199H59L60 200V198H58ZM11 197H9V198H11ZM14 197H15V195H14ZM23 197H24V195H23ZM26 197V196H25ZM36 197V196H35ZM35 197H34V199H35ZM46 197H47V195H46ZM32 198V197H31ZM41 198V197H40ZM64 198V197H63ZM27 198H25L24 200H26ZM37 199H39L38 198V195H37ZM54 199V198H53ZM52 199V200H53ZM13 200V199H12ZM15 200V199H14ZM13 200V201H14ZM16 200H18V199H16ZM15 200V201H16ZM21 200V197H20V199H19V201ZM46 200V199H45ZM44 200V201H45ZM49 200V199H48ZM52 200H50L49 202L51 203V201ZM59 200H57V201H59ZM62 200V199H61ZM68 200V199H67ZM26 201H29L28 199L26 200ZM41 201V200H40ZM63 201H65L64 199H63ZM25 202V201H24ZM34 202H35V200H34ZM53 202V201H52ZM56 202V201H55ZM67 203H68V201H66ZM14 202H12L11 201V199H7V197H6V195H5V192L4 191H2L1 193H0V228L2 229V228H4L5 226H6V228H7V226H8V228L11 226H13L15 223H14V220H15V222H16V219L17 220H20L18 217L19 216H22V215H20V213H19V215L18 214H16L17 212V208H19V210L22 212L23 210H24V208H26V207H24V208H22V209H20V207H21V203L20 202H15L16 203V205H15V203L13 204ZM17 203H19L20 204V206L18 207V204ZM30 203V202H29ZM28 203V204H29ZM38 203V202H37ZM44 202L42 201V203H39V204H41L40 205V207H45V206H42V204H43ZM47 203V202H46ZM46 203H44V204H46ZM61 203H64V202H61ZM27 204V203H26ZM55 204V203H54ZM66 204V203H65ZM10 205H12V206H10ZM14 205H15V207H17L16 209L17 210H15V211H13L12 212V210H14L15 208H14ZM33 204H31V206H32ZM58 205H60V204H58ZM9 206H10V208H9ZM37 206V205H36ZM57 205H55V207H56ZM23 207V206H22ZM48 207H49V204H48ZM54 207V206H53ZM61 207V206H60ZM59 207V208H60ZM31 208H33V207H31ZM52 208V207H51ZM57 208V207H56ZM67 208V207H66ZM10 209H12V210H10ZM29 209V208H28ZM35 209V208H34ZM33 209V210H34ZM38 209H41V208H38ZM37 209V210H38ZM45 209V208H44ZM11 212H10V211ZM45 210H47V209H45ZM45 210H43V212L45 211ZM57 210H58V208H57ZM57 210H55V211H57ZM62 210V209H61ZM65 210V209H64ZM60 211V210H59ZM63 211V210H62ZM16 212V213H15ZM25 212H26V209H25ZM39 212V211H38ZM46 212V211H45ZM44 212V214L46 215V213H48V211L45 213ZM50 212V211H49ZM54 212V211H53ZM53 212H52V214H53ZM61 212V211H60ZM65 212H66V210H65ZM64 212V213H65ZM23 213V212H22ZM32 213V212H31ZM36 213V212H35ZM34 213V214H35ZM40 213H41V211H40ZM57 212H55V214H56ZM63 213V214H64ZM68 212H66V214L65 215H63L64 216V218H63V220L65 219V216L66 215H68L67 214ZM12 214V215H11ZM24 214V213H23ZM27 214V213H26ZM36 214H38V213H36ZM49 214V213H48ZM51 214V216H53ZM58 214V213H57ZM56 214V215H57ZM50 215V214H49ZM70 215V214H69ZM68 215V216H69ZM28 216V215H27ZM41 216H43V214L41 215ZM40 216V217H41ZM48 216V215H47ZM67 216V217H68ZM24 216H22V218H23ZM26 217V216H25ZM34 217V216H33ZM33 217H31L32 219H33ZM44 217V216H43ZM43 217H41V219H40V221L39 222H41V220H42V218ZM50 217V216H49ZM22 218H21V220H22ZM28 218V217H27ZM26 218V219H27ZM30 218V219H31ZM35 219H37L36 218V215H35V217H34ZM39 218V217H38ZM51 218V217H50ZM54 218H55V216H54ZM24 219V218H23ZM25 219V220H26ZM35 219H33V228L35 227L34 225H37V226H39V224L37 223V221L35 222L34 220ZM49 219V218H48ZM57 219V218H56ZM59 219V218H58ZM69 219H70V216H69ZM68 219V220H69ZM79 219V218H78ZM44 220L46 221V216H45V218H44ZM53 220H55V219H53ZM59 220H62L61 218L59 219ZM13 221V223H11ZM45 221H43V222H45ZM48 221V220H47ZM58 221V220H57ZM65 221V220H64ZM70 221V220H69ZM62 222V221H61ZM73 222V221H72ZM5 225L4 227H3V225ZM13 224V225H11V224ZM16 223H20L21 224V222H16ZM32 223V222H31ZM30 223V224H31ZM34 223H37V224H34ZM47 223H49V221L48 222H46L45 224L46 225H49V224H47ZM53 223V222H52ZM51 223V225H53ZM59 223V222H58ZM58 223H57V225H58ZM10 224V225H9ZM28 224H29V222H28ZM41 224V223H40ZM44 224V223H43ZM70 224V223H69ZM68 224V225H69ZM72 224V223H71ZM1 225H2V227H1ZM22 225V224H21ZM23 225H25V224H23ZM32 225V224H31ZM206 225V224H205ZM27 226V225H26ZM28 226H30V225H28ZM36 226V230H38V227ZM65 226V225H64ZM63 226V227H64ZM203 227L202 228H204V225H202ZM15 227H16V225H15ZM14 227V228H15ZM41 227V226H40ZM44 227H45V225H44ZM43 227V228H44ZM48 227V226H47ZM50 227V226H49ZM49 227H48V229H49ZM57 227V226H56ZM55 227V228H56ZM61 227V229H62V225L60 226ZM69 227H72V226H69ZM208 228H209V226H207ZM206 226H205V228H207ZM211 227V226H210ZM6 228H4L3 229V231L6 229ZM16 228H18V227H16ZM20 228V227H19ZM28 228V227H27ZM30 228V227H29ZM54 228V227H53ZM11 229H13V227L11 228ZM26 229V228H25ZM35 229V228H34ZM33 229V230H34ZM52 229V228H51ZM63 229H65V227L63 228ZM67 229V228H66ZM65 229V230H66ZM70 229H72V228H70ZM9 230V229H8ZM16 230V229H15ZM19 230V229H18ZM23 230V232H24V229H22ZM27 230V229H26ZM29 230V229H28ZM27 230V231H28ZM42 230V229H41ZM46 230V229H45ZM68 230V229H67ZM73 230V229H72ZM205 230V229H204ZM210 230H211V228H210ZM12 230H10V232H11ZM26 231V232H27ZM35 231V230H34ZM44 231V230H43ZM47 231H49V230H47ZM51 231V230H50ZM50 231H49V233H50ZM59 231V230H58ZM62 230H60V232H61ZM84 231V230H83ZM94 231V230H93ZM213 231V230H212ZM211 231V232H212ZM0 232H2L1 230H0ZM20 230L18 231V234H17V238H19V239H17L16 238V242H11V245H12V243L13 244H15L16 246H17V248L16 249H14V250H16L15 252V254L14 253H12L11 252V250L9 249V251L11 252V254H14L15 255V257L14 258H16V257H18V259H17V261L18 260H20V259H24V258H22L23 256V254L22 253H20L21 251L23 252L24 250L22 249V247H21V245H22V240H24L25 241V239H21L22 238V235L20 236ZM37 232H39V231H37ZM42 232V231H41ZM45 232V231H44ZM60 232H59V234H60ZM6 233V235H8L9 237H12L9 233L7 234V230L6 231H4V234ZM15 233V232H14ZM30 233H31V231H30ZM53 233V232H52ZM58 233V232H57ZM65 233V232H64ZM206 233V232H205ZM205 233L203 234V235H205ZM214 233V232H213ZM1 234V233H0ZM3 234V233H2ZM3 234V235H4ZM21 234H23L22 233V231H21ZM27 233H25V235H26ZM46 235H48V233H45ZM69 234V233H68ZM210 234H212V233H209V235L208 236H210ZM218 234H219V232H218ZM3 235H1V236H3ZM5 235V236H6ZM14 236L16 235V234H13ZM24 235V236H25ZM28 235V234H27ZM36 236H37V233L35 234ZM40 235V234H39ZM55 235V234H54ZM58 235V234H57ZM71 235V234H70ZM201 235V234H200ZM31 236V235H30ZM45 235H43V237H44ZM62 236V235H61ZM68 236V235H67ZM72 236H73V233H72ZM71 236V237H72ZM213 236V235H212ZM219 236V235H218ZM223 236H225V235H223ZM26 237V236H25ZM33 237H34V235H33ZM51 237V236H50ZM49 237V238H50ZM52 237H53V235H52ZM55 237H56V235H55ZM69 237V236H68ZM125 237V236H124ZM123 237V238H124ZM207 237V236H206ZM214 237V236H213ZM2 238H4V237H1V239ZM29 238V237H28ZM40 238V237H39ZM45 238V237H44ZM63 238H64V236H63ZM66 238V237H65ZM122 238V239H123ZM207 238H209V237H207ZM206 238V239H207ZM211 238L212 237H210L208 240H203L204 241V243H207V245H208V242H210L211 244H212V242L210 241L211 240ZM215 238V237H214ZM216 238H217V236H216ZM215 238V239H216ZM5 239V238H4ZM8 239H10V238H8ZM13 239V238H12ZM15 239V238H14ZM47 239V238H46ZM51 239V238H50ZM55 239V238H54ZM70 238H68L67 239V241L69 240ZM121 239V240H122ZM130 239V238H129ZM197 239V238H196ZM198 239H200V238H198ZM202 239V238H201ZM215 239L213 240V243L214 242H217V241H215ZM6 240H7V238H6ZM6 240H3V244H4V242L6 241ZM27 240H29V239H27ZM26 240V241H27ZM32 240H34V238L32 239ZM56 240V239H55ZM71 240V239H70ZM120 240V239H119ZM0 241H2V240H0ZM8 242L9 241H11V239L10 240H7ZM26 241H25V243H26ZM30 241V240H29ZM29 241H28V243H29ZM49 241H51V240H49ZM56 241H62V242H64V241H66L65 239H64V241L62 240V237H60V240H56ZM66 241V242H67ZM123 241V240H122ZM198 241V240H197ZM208 241V242H207ZM31 242V241H30ZM39 243H40V241H38ZM37 242V243H38ZM43 242V241H42ZM46 242V241H45ZM53 242V241H52ZM51 242V243H52ZM55 242V241H54ZM53 242V243H54ZM111 242V241H110ZM109 242V243H110ZM115 242V241H114ZM192 242V241H191ZM195 242H196V240H195ZM202 242V241H201ZM1 243V242H0ZM24 243V244H25ZM47 243V242H46ZM46 243L45 244H43V245H46ZM58 243V242H57ZM69 243V242H68ZM99 243H100V241H99ZM105 244H107V241L106 242H104ZM113 243V241L110 243V244H112ZM124 243L125 242H123V245H124ZM127 244L125 245V246H127V245H129V246H127V249H128V247L130 248L131 247V249H132V246L134 245V243H130V241L129 242H126ZM142 243V242H141ZM141 243H140V245H141ZM146 243H150V242H144V244L145 245H147ZM175 243V242H174ZM193 244H194V242H192ZM210 243H209V247L211 246L210 245ZM219 243V242H218ZM30 244V243H29ZM42 244V243H41ZM55 244V243H54ZM60 244V243H59ZM58 244V245H59ZM62 244V243H61ZM70 244V243H69ZM94 244V243H93ZM101 244V243H100ZM102 244H103V242H102ZM104 244V245H105ZM130 244L132 245V246H130ZM144 244L142 243V246L144 247ZM176 244H178L177 242H176ZM190 244V243H189ZM201 244V243H200ZM1 245V244H0ZM5 245H7V243L5 244ZM9 245V244H8ZM8 245H7V247H8ZM14 245V247H16ZM26 245V244H25ZM36 245V244H35ZM38 245V244H37ZM40 245V244H39ZM42 245V246H43ZM62 245H64V244H62ZM67 245V244H66ZM114 245V244H113ZM120 245V244H119ZM123 245H122V247H123ZM139 245V246H140ZM192 245V244H191ZM191 245H190V247H191ZM195 246H196V244H194ZM215 245V244H214ZM217 245H219V244H216L215 246H211L212 248H215V247H217L218 248V246ZM221 245V244H220ZM219 245V246H220ZM3 246V245H2ZM28 246V245H27ZM51 246H53L52 244H51ZM65 246V245H64ZM69 246V245H68ZM74 246V245H73ZM73 246H71V247H73ZM107 245H105L104 247H103V245L101 246V245H97L96 246V248H97V250H96V252H98V249H99V247H101V249H102V247H103V249H102V251H100V249H99V251H100V254L101 253H104L103 251L104 250H106L107 252H109L110 253V251L112 252V253H114L112 250L114 249V246H112V248L111 249H109V246L108 247H106ZM111 246V245H110ZM116 246H117V244H116ZM124 246V247H125ZM136 246V245H135ZM31 247V246H30ZM32 247H33V245H32ZM56 247H58V250H61L60 249V247H62V246H57L56 245ZM55 247V248H56ZM119 247V246H118ZM136 247H138V246H136ZM141 247V246H140ZM146 247H148V246H146ZM150 247V246H149ZM145 248V250L143 249L142 250V252H141V249L139 248V252L140 253H137L136 251H138L137 249H136V251L135 250H133L132 249V253H134V251H135V255L137 256H139L140 254H142V257H143V259H144V257H145V261H146V259H147V261L149 260V258L148 257H146V256H143V255H146V254H144V251H146V250H148V249H150V248ZM186 247V246H185ZM208 247V248H209ZM211 247H210V249H211ZM223 247V246H222ZM11 248H13V247H11ZM23 248H24V246H23ZM27 248H29V247H27ZM27 248H25L26 250H28ZM39 248H41V247H39ZM49 248H50V245H49ZM54 248V247H53ZM95 248V249H96ZM105 248V249H104ZM182 248H184V246H182ZM188 248H189V246H188ZM1 249V248H0ZM4 249V248H3ZM7 249V248H6ZM6 249H4L6 252H8ZM30 249V248H29ZM46 249H48V247H46ZM52 249V248H51ZM89 249V248H88ZM94 248H93V250H95ZM109 249V250H108ZM115 249H117L116 247H115ZM126 250L127 251V249L126 248H123V250ZM153 248H151V250H152ZM32 250V249H31ZM30 250V251H31ZM42 251H43V249H41ZM49 250V252L50 251H52V250H50V249H48ZM64 250V249H63ZM70 249H68V251H69ZM2 250H0V252H1ZM45 251V250H44ZM47 251V250H46ZM57 251V250H56ZM66 251V250H65ZM86 251V250H85ZM90 251V250H89ZM92 251V250H91ZM105 251V253H104V255L105 256H108V254L106 255V252ZM124 252L123 251V253H125V254H123L124 256L125 255H127V254H129V251L128 252ZM163 251V250H162ZM165 251V250H164ZM3 252V251H2ZM6 252L4 253L3 252V254L5 255L6 254ZM18 252V253H17ZM39 252H40V250H39ZM55 252V251H54ZM62 252V251H61ZM67 252V251H66ZM70 252V251H69ZM74 252V251H73ZM72 252V253H73ZM95 252V251H94ZM117 252V251H116ZM148 252H150L149 250L146 252V253H148ZM161 252V251H160ZM26 253H29V252H26ZM31 253H33L32 251H31ZM36 253V252H35ZM38 253V252H37ZM40 253H42V252H40ZM51 253V252H50ZM59 253V252H58ZM63 253H64V255H66L65 254V252L63 251ZM62 253V254H63ZM71 253V252H70ZM72 253H71V255H72ZM86 253V252H85ZM93 253V252H92ZM111 253V254H112ZM163 255H165L163 252H161ZM8 254V253H7ZM49 254V253H48ZM52 254V253H51ZM51 254H49V255H51ZM55 254V253H54ZM53 254V255H54ZM69 254V253H68ZM67 254V255H68ZM78 255V253L76 252L75 253V255ZM111 254L109 255L110 256V258L112 259L113 257L112 256H114V258H115V255H113L112 254V256H111ZM161 254V255H162ZM168 254V253H167ZM18 255V256H17ZM26 255V254H25ZM29 255V254H28ZM27 255V256H28ZM33 255H34V253H33ZM43 255H44V253H43ZM56 255V254H55ZM54 255V257H56ZM71 255H69V256H71ZM76 255V256H77ZM80 255H82L83 256V254H79V256ZM118 255V254H117ZM122 255V254H121ZM122 255V256H123ZM134 255V254H133ZM135 255H134V257H135ZM162 255V256H163ZM169 255V254H168ZM6 256V255H5ZM8 257H11V258H13L12 256H10V253H9V255H7ZM30 256V255H29ZM28 256V257H29ZM32 256V255H31ZM35 256V255H34ZM39 256V255H38ZM59 256H63V255H60L59 254ZM93 256H95L94 258H92V259H90V262H91V260H92V263L94 262L93 260L95 259V264H102L101 262H99L98 260H100V259H98V257H97V259L98 260H96V254L94 253L93 254ZM104 256V257H105ZM120 256V255H119ZM123 256V257H124ZM129 256V255H128ZM141 256V255H140ZM148 256V255H147ZM165 256H167V255H165ZM170 256V255H169ZM257 256V255H256ZM8 257L6 258V257H4V258H6V262H7V259H8ZM25 258H27L26 256H24ZM33 257V256H32ZM41 257V256H40ZM52 257V256H51ZM66 257H68V256H66ZM103 257V258H104ZM117 257V256H116ZM121 257V256H120ZM127 257V256H126ZM125 257V258H126ZM129 257H131L130 258V260L131 259H133L134 257H132V255H131V253H130V256ZM255 257V256H254ZM11 258H9V259H11ZM38 258V260L40 259L39 257H37ZM58 258V257H57ZM56 258V259H57ZM69 258V257H68ZM67 258V259H68ZM81 258V257H80ZM91 258V257H90ZM108 257H106V259H107ZM125 258H124V260H125ZM164 258V257H163ZM208 258V256L206 257V259ZM210 258V257H209ZM249 258V257H248ZM259 258V257H258ZM51 259V258H50ZM55 259V260H56ZM61 259V261H63L64 262V260H63V258H60ZM70 259H71V257H70ZM69 259V260H70ZM82 259V258H81ZM105 259V260H106ZM110 259V261L112 262L114 259H112L111 260ZM116 259H118L117 261H115ZM114 261L117 263V262H119L120 260H121V258H116ZM129 259V258H128ZM254 259V258H253ZM15 260V259H14ZM29 260V259H28ZM109 260V259H108ZM122 260H123V258H122ZM126 260H127V258H126ZM130 260H128L129 261V263H131L130 262ZM203 260H205V259H203ZM208 260H210V259H208ZM17 261H14V262H12V261H10V262H12V264L14 263H16ZM34 261V260H33ZM40 261V260H39ZM38 261V262H39ZM45 261V260H44ZM49 261V260H48ZM56 261H58V260H56ZM56 261H54V262H56ZM60 261V262H61ZM66 262L65 263H67V260H65ZM73 261V260H72ZM71 261V262H72ZM77 262H78V259L76 260ZM81 261V260H80ZM110 261H108L107 262V260L105 261L106 262V264H108ZM144 261V260H143ZM144 261V262H145ZM147 261L145 262L146 264H147ZM194 261V260H193ZM193 261H189L188 262V260L186 261V264L188 263H190L191 262V264H196V262L194 263ZM24 262L26 263V261L24 260ZM31 262V261H30ZM35 262H37V261H35ZM105 262H104V264H105ZM110 262V263H111ZM124 262V261H123ZM127 262V261H126ZM143 262V263H144ZM193 262V263H192ZM208 261H206V263H207ZM211 262V261H210ZM9 263V262H8ZM18 263H22V264H24L23 263V261L22 260H20V261H18ZM40 263H42V262H40ZM47 263V262H46ZM65 263H63V264H65ZM69 263V262H68ZM92 263H90V264H92ZM109 263V264H110ZM120 263V262H119ZM119 263H117V264H119ZM135 263V262H134ZM144 263V264H145ZM184 263V262H183ZM198 263V262H197ZM205 263V264H206ZM211 263H213V262H211ZM237 263V262H236ZM240 263V262H239ZM238 263V264H239ZM244 263H246V262H244ZM258 263V262H257ZM10 264V263H9ZM17 264V263H16ZM32 264V263H31ZM34 264V263H33ZM36 264V263H35ZM43 264H44V262H43ZM51 264H53V262H51ZM56 264V263H55ZM94 264V263H93ZM114 264V263H113ZM121 264H122V261H121ZM125 264V263H124ZM128 264V263H127ZM148 264H149V261H148ZM173 264V263H172ZM175 264V263H174ZM180 264V263H179ZM182 264V263H181ZM185 264V263H184ZM200 264H204V263H200ZM242 264V263H241Z\"/></svg>",
    "mask_w": 264,
    "mask_h": 264
}]
</instances>
